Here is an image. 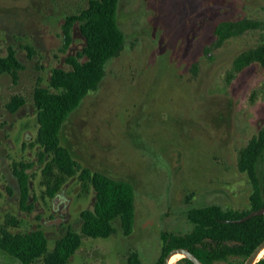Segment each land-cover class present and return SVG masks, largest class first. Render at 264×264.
<instances>
[{
    "label": "rangeland",
    "instance_id": "1",
    "mask_svg": "<svg viewBox=\"0 0 264 264\" xmlns=\"http://www.w3.org/2000/svg\"><path fill=\"white\" fill-rule=\"evenodd\" d=\"M88 3L0 0V56L13 49L23 65L16 77L0 72V230L41 229L49 251L69 231L82 234L81 213L93 208L96 193L77 175L48 196L34 91L49 85L53 68H71L66 57L81 51L85 40L76 25L65 47L62 25ZM118 22L124 46L61 137L82 165L134 185L135 226L126 235L117 220L111 237L82 234L68 264H129L134 252L141 264H155L162 232L192 231V207L251 208L253 186L238 158L264 127V68L254 63L238 72L234 63L264 44V0H120ZM225 22L255 27L223 39ZM14 97L25 103L11 112ZM19 163L28 166L26 203ZM241 262L232 257L218 264ZM0 264L24 263L0 250Z\"/></svg>",
    "mask_w": 264,
    "mask_h": 264
},
{
    "label": "trees",
    "instance_id": "2",
    "mask_svg": "<svg viewBox=\"0 0 264 264\" xmlns=\"http://www.w3.org/2000/svg\"><path fill=\"white\" fill-rule=\"evenodd\" d=\"M120 0H89L88 6L77 14L66 17L62 31L68 47L72 32L78 25L85 40L81 51L68 55L66 63L70 69H52L48 86H38L34 91V105L37 110L38 133L36 143L42 149L39 159L43 166V184L49 197L60 191L66 178L79 176L85 188L92 187L96 200L92 209L81 213L83 235L92 238H108L115 232V221L119 220L126 235L135 226V187L123 179H116L100 171H92L77 161L71 150L62 143V131L70 116L79 108L90 91L95 90L106 66L124 46L126 37L118 22ZM253 24L225 22L221 25L223 39L236 35L243 27ZM257 63L264 68V44L258 45L239 55L234 63L240 72ZM23 65L13 49L5 57L0 56V72L11 73L14 77ZM25 101L14 97L8 104L11 112L17 111ZM264 159V127L254 136L247 146L241 149L238 158L239 168L247 173L253 192L250 196V210L223 209L217 205L192 207L188 217L193 229L186 233L162 232V255L155 264H163L170 250L185 247L192 251L203 264L227 262L232 257L243 258L244 264L251 252L264 241V216L248 221L238 220L253 210L264 207V173L260 174L259 165ZM28 166L16 165V174L26 203L30 193ZM82 234L69 231L48 250V239L41 229L30 232L13 233L6 228L0 230V250L31 264L42 258L44 264H68L80 248ZM129 264H141L138 253L129 257ZM177 264H193L182 258ZM256 264H264V258Z\"/></svg>",
    "mask_w": 264,
    "mask_h": 264
},
{
    "label": "water",
    "instance_id": "3",
    "mask_svg": "<svg viewBox=\"0 0 264 264\" xmlns=\"http://www.w3.org/2000/svg\"><path fill=\"white\" fill-rule=\"evenodd\" d=\"M257 216H264V207H261L257 210H253L246 216L238 220H232V221L237 222V223H242V222L248 221L251 218L257 217ZM263 249H264V241L261 242L251 252V254L245 260L244 264H256L257 262H259L260 260L257 262H255V260ZM177 254H182L183 258L189 259L190 261L193 262V264H203L201 260L192 251H190L189 249L185 247H177V248H173L172 250H170L169 253L165 256L163 264H171L172 258Z\"/></svg>",
    "mask_w": 264,
    "mask_h": 264
},
{
    "label": "bare ground",
    "instance_id": "4",
    "mask_svg": "<svg viewBox=\"0 0 264 264\" xmlns=\"http://www.w3.org/2000/svg\"><path fill=\"white\" fill-rule=\"evenodd\" d=\"M183 257L182 254H177L175 255L172 260H171V264H175L178 260H180ZM264 258V249L261 251V253L258 255V257L256 258L255 262L261 260Z\"/></svg>",
    "mask_w": 264,
    "mask_h": 264
}]
</instances>
